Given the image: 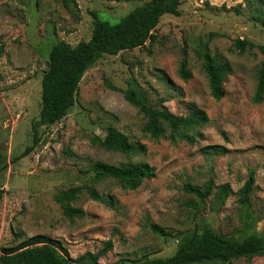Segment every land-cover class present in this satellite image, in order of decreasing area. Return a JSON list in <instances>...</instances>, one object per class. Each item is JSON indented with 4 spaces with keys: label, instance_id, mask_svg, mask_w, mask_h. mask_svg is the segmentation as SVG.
Listing matches in <instances>:
<instances>
[{
    "label": "rangeland",
    "instance_id": "obj_1",
    "mask_svg": "<svg viewBox=\"0 0 264 264\" xmlns=\"http://www.w3.org/2000/svg\"><path fill=\"white\" fill-rule=\"evenodd\" d=\"M76 1L74 18L61 0H0V164L8 163L2 179L0 254L44 234L59 240L75 264H92L87 254L96 257V264H133L170 256L181 236L204 226L238 238L264 233V98L253 100L263 54L233 46L235 39L264 45V25L255 19L258 14L264 18V0H180V14H164L152 41L106 54L88 68L68 113L40 126L38 144L19 156L32 143L31 123L39 115L41 77L51 47L88 40L91 12L115 22L147 0ZM204 52L226 70L225 95L219 100L210 95ZM183 60L188 79L179 73ZM108 84L142 88L150 104L176 114L203 109L208 122L178 130L165 125L154 138L143 131L145 118L138 107ZM109 126L125 133L137 152L92 144L91 137H103ZM211 144L226 151L204 153L202 148ZM89 160L114 165L142 161L155 170L130 190L111 178L93 181ZM251 173L253 187L242 202L239 189ZM209 182L212 193L205 200L183 190L184 183L203 187ZM223 184L229 191L221 198L217 192ZM70 187L80 189L70 205L85 211L71 220L54 198ZM88 188L106 203L90 198ZM151 224L165 234L154 232ZM108 240L111 247L98 255ZM230 264H264V255Z\"/></svg>",
    "mask_w": 264,
    "mask_h": 264
},
{
    "label": "trees",
    "instance_id": "obj_2",
    "mask_svg": "<svg viewBox=\"0 0 264 264\" xmlns=\"http://www.w3.org/2000/svg\"><path fill=\"white\" fill-rule=\"evenodd\" d=\"M63 6L72 17H76L79 10L76 0H61ZM129 1V0H118ZM249 2L251 0H248ZM180 0H147L130 10L126 15L110 22L93 16L91 36L88 40L80 41L72 45L66 41L54 44L49 53L47 67L41 77V105L39 115L32 120V143L27 146L19 156H25L39 142L40 126H48L62 119L74 105L79 83L85 73L97 60L104 55H116L121 51L130 50L145 45L146 41L154 39L156 29L164 14L179 15ZM264 25L261 14L255 16ZM233 46L239 52H243L247 46L249 49L257 48L263 59L257 72V84L254 93V102H261L264 98V45H256L248 40L235 39ZM203 69L207 75L210 95L219 100L225 95L223 80L226 70L223 65L209 53L202 54ZM183 79H188L189 71L186 62H181L179 71ZM111 90L119 91L124 99L138 107L145 118L143 131L150 136L158 138L164 132L165 125L172 130L180 127H192L208 122V117L203 109L191 108L186 114L171 112L166 106L159 108L150 104L146 92L142 88L121 89L108 84ZM181 137L187 141H193V137L185 133ZM91 143L108 151L124 154L137 152V146L129 140V137L114 126H109L103 137L93 135ZM202 151L207 154H219L226 151L219 144L206 145ZM2 154L0 152V159ZM19 157H15L16 160ZM89 168L93 170V181L111 178L116 180L123 188L135 190L141 186L145 179L154 174V167L146 162H127L121 165L110 164L101 160H89ZM8 163L0 164V202L4 189L2 179ZM253 173L239 189L240 200L246 202L253 187ZM78 187H70L58 192L54 198L62 208L63 214L68 219L82 217L85 211L81 207L70 205V201L79 192ZM183 190L196 195L200 200H205L212 193V183L203 187L184 183ZM229 191V185L223 184L218 195L223 198ZM88 195L93 200L106 203L105 198L94 188H88ZM156 233L165 234L155 224L150 226ZM111 247V241L105 242V246L98 251L103 255ZM92 264H96V257L87 254ZM264 255V233L250 232L240 238L225 235L210 226H204L198 231H192L181 236L177 248L167 257H153L133 264H203L219 262L230 264L232 260L240 257H252ZM79 260V259H78ZM0 264H75L69 257L68 250L62 243L44 234H36L22 240L13 247L3 248L0 254Z\"/></svg>",
    "mask_w": 264,
    "mask_h": 264
}]
</instances>
